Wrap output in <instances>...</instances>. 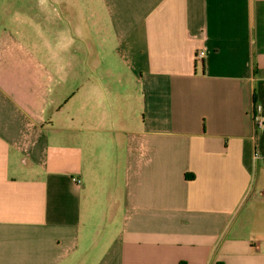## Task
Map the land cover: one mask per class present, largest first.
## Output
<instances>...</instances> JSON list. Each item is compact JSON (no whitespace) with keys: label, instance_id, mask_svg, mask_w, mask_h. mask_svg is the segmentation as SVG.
<instances>
[{"label":"crops","instance_id":"0c3cea01","mask_svg":"<svg viewBox=\"0 0 264 264\" xmlns=\"http://www.w3.org/2000/svg\"><path fill=\"white\" fill-rule=\"evenodd\" d=\"M263 104L264 0H0V264H264Z\"/></svg>","mask_w":264,"mask_h":264},{"label":"built area","instance_id":"2783aa9c","mask_svg":"<svg viewBox=\"0 0 264 264\" xmlns=\"http://www.w3.org/2000/svg\"><path fill=\"white\" fill-rule=\"evenodd\" d=\"M205 56V50H200L196 54V59L201 60ZM253 121L255 126L261 130L264 131V104L257 106L256 113L254 114ZM254 158L256 160H262V165L264 167V154H261L260 152H255ZM77 183H80L81 181L79 179H74Z\"/></svg>","mask_w":264,"mask_h":264}]
</instances>
